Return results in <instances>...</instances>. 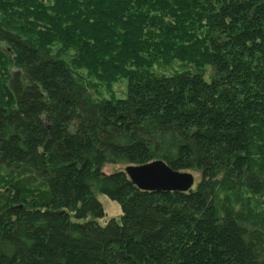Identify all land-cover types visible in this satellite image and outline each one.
<instances>
[{"label":"trees","instance_id":"trees-1","mask_svg":"<svg viewBox=\"0 0 264 264\" xmlns=\"http://www.w3.org/2000/svg\"><path fill=\"white\" fill-rule=\"evenodd\" d=\"M0 264H264V0H0Z\"/></svg>","mask_w":264,"mask_h":264},{"label":"water","instance_id":"water-1","mask_svg":"<svg viewBox=\"0 0 264 264\" xmlns=\"http://www.w3.org/2000/svg\"><path fill=\"white\" fill-rule=\"evenodd\" d=\"M123 170L130 181L143 191L186 192L194 184V177L190 172L173 170L162 160L126 165Z\"/></svg>","mask_w":264,"mask_h":264},{"label":"rangeland","instance_id":"rangeland-1","mask_svg":"<svg viewBox=\"0 0 264 264\" xmlns=\"http://www.w3.org/2000/svg\"><path fill=\"white\" fill-rule=\"evenodd\" d=\"M6 74L7 73H5V75ZM106 88L107 87H105V86H99V88H98L99 91H101L102 95H104V96L109 95L108 91L104 90ZM111 88H112L113 94L121 95L123 90H124V84H123V82L113 84L111 86ZM124 167L125 166L122 164H106L102 167V170L104 173H111V172L116 171V170H123ZM187 172H190L193 175V177H194L193 187H195L199 178H200L199 173L196 171H192V170H189ZM96 197H97L98 201L101 203L103 211H104V216L102 218L98 219L99 224L103 226L110 219L119 220V218L121 216V212H122L120 205L116 201L110 199L108 196H106L104 194L96 193Z\"/></svg>","mask_w":264,"mask_h":264}]
</instances>
